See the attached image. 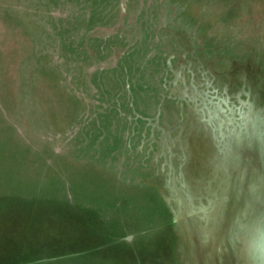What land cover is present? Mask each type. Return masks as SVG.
<instances>
[{"label":"rangeland","instance_id":"1","mask_svg":"<svg viewBox=\"0 0 264 264\" xmlns=\"http://www.w3.org/2000/svg\"><path fill=\"white\" fill-rule=\"evenodd\" d=\"M0 264H264V0H0Z\"/></svg>","mask_w":264,"mask_h":264},{"label":"flooded vegetation","instance_id":"2","mask_svg":"<svg viewBox=\"0 0 264 264\" xmlns=\"http://www.w3.org/2000/svg\"><path fill=\"white\" fill-rule=\"evenodd\" d=\"M183 100H185L184 103H188V102H186V100H187L186 98H183Z\"/></svg>","mask_w":264,"mask_h":264}]
</instances>
